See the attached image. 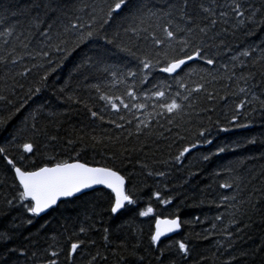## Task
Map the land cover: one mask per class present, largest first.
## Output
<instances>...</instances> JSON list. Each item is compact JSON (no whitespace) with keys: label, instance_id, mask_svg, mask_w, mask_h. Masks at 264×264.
I'll return each mask as SVG.
<instances>
[{"label":"snow or ice","instance_id":"1","mask_svg":"<svg viewBox=\"0 0 264 264\" xmlns=\"http://www.w3.org/2000/svg\"><path fill=\"white\" fill-rule=\"evenodd\" d=\"M253 29H264V0H107L104 4L91 3L89 0H26L20 5H0V72L3 73L0 76V101L14 108L7 118L0 116V132L7 131L6 126L16 114L48 86L47 81L64 59L79 51L81 56L73 71L81 79L74 95L65 97L69 87L67 82L60 88L53 85V95L57 99L65 98L83 106L91 121L107 124L120 133L117 136L93 134L90 136V145L82 144L80 150L64 158L45 155L44 162L36 165L35 160L29 158L37 156L41 141L47 146L58 140L57 135L51 134L50 128L58 130L59 124L54 119L48 123L41 121L47 117L55 118L58 114L47 112L46 117L44 113L48 102L45 101L23 117L9 138L0 143V159L6 163L13 177L11 194H6L0 201V208L3 209L0 215L13 211L18 213L9 221V227L0 230V264H61L62 255L63 264H77V257L84 260L85 264H98L107 261L109 255L115 257V264H145L147 250L142 248L135 229H132L131 235L136 243L130 244L125 238L114 246L109 228L105 227L102 237L104 253L100 250L94 253L86 251L96 247V241L90 239L89 234L98 230L96 220L90 216H86L78 225H73L74 231L70 235L67 234L69 229L64 227L63 232H54L46 237L50 243H46L39 255L37 251H31L38 244L31 235L23 238L30 247H8L9 243L22 235L21 229L32 225L42 214L80 200L89 191H97V186L107 190L108 207L105 211L109 214H120L129 210L128 206H133L137 217L153 220L149 248L155 254L153 259L161 264L162 258L171 252V246L167 250L159 247L161 238L180 229L182 221L179 216L157 214L151 201L155 199L160 205H169L173 197L164 198L161 191H152L148 201L141 207L143 195L132 185L134 172L90 163L82 159L81 154L89 147L101 145L107 149L109 145L120 143L122 137L125 140L138 139L146 133H153L155 129L162 130L157 139L166 138L163 133H171L173 128L176 129L177 140L185 139L179 135L183 127L181 120L187 116L189 118L184 123L190 124L193 115L200 116L201 113L214 110L198 107L199 97L202 96L209 105L215 104L217 90L214 85L221 82L225 89L235 87L233 96L242 97L235 105L236 114L231 117L233 122L241 115V109L249 108L255 112L258 106L259 110L264 111V79H256L258 71L264 77V70H261L264 69V46H261L264 45V39L260 45H241L238 49L233 46L238 33L251 36L255 34ZM69 36L72 37L71 47ZM53 53L61 54L59 62L49 59ZM118 53L124 55L118 56ZM37 59L44 63L28 65L29 61ZM113 60L120 62L110 63ZM196 61L213 68H202L199 79L192 80L196 70L188 66L190 62ZM258 64L260 69L248 70L250 67L256 69ZM186 68L188 71L185 72ZM32 69H42L43 75L39 77L35 88H29L27 99L16 107L9 95L14 96L16 89H22L23 84L15 78L31 75ZM157 73L167 75L157 78ZM80 91L92 93L93 96L89 98L98 99L102 107L93 110L79 95ZM219 100H225V96H219ZM249 114L248 111L243 112L245 117ZM164 123L170 127L164 129ZM216 123L218 125L219 121ZM232 126L247 127L248 124L234 123ZM210 127H200L194 135L202 139L188 143L171 160L180 163L186 158L185 154H191L201 143L211 144L212 140L207 138ZM220 130L228 131L227 128ZM22 133H27V136L20 143L18 141ZM82 140V137H77L66 143L74 147ZM245 143L255 144L256 139H248ZM11 147L21 154L18 157L10 156ZM145 147L148 145L142 144L139 149L125 148L123 152L130 155L133 151H143ZM225 151V147L218 146L215 152L202 154L200 159L208 162L213 156ZM108 158L115 159L116 153H111ZM136 164L146 170L148 176L166 175L163 171L148 170V164L139 160ZM238 181L242 182L240 177L231 183H222L220 187L233 189L235 184V188L239 189ZM164 187L167 188V185ZM255 191L253 189L248 194L246 201L251 208L256 206L251 200ZM230 200L241 206L245 204V201H236V195L221 197V203ZM227 206L235 209L233 216L235 213L245 214L242 207H235V203ZM21 216L27 219H21ZM215 219L220 221L222 216L218 215ZM240 223L235 218L230 220V225L236 226L235 233L229 225L225 226L222 235L233 241L226 245L225 251L233 249L235 239L239 238L243 230ZM81 236L85 238L81 239ZM176 245L175 252H171L173 256H179L182 261L192 258L193 248L189 242L177 241ZM260 247H264V244ZM241 255L246 256L247 253ZM204 259L201 257L202 261ZM236 259L229 255L223 264H235ZM169 264H176V260L169 261Z\"/></svg>","mask_w":264,"mask_h":264},{"label":"trees","instance_id":"2","mask_svg":"<svg viewBox=\"0 0 264 264\" xmlns=\"http://www.w3.org/2000/svg\"><path fill=\"white\" fill-rule=\"evenodd\" d=\"M25 2L26 0H0V5L9 7L12 4L20 5ZM67 2H71V0H67ZM89 2L104 4L107 0H89ZM24 27L27 28V23L24 24ZM253 31L255 34L251 36L238 33L237 38L233 41V46L238 49L241 45H260L261 40L264 39V29H253ZM68 40L69 47H71L72 37L69 36ZM0 43H2V40H0ZM117 55L123 56L124 54L118 53ZM80 56L81 52L77 51L64 59L57 71L47 81L48 86L42 89L37 96L32 97L28 104L21 109V112L16 114L9 125L6 126L7 131L0 132V143L9 138L13 128L19 125L24 116L28 115L38 104L45 101L48 102V108L44 115L47 117V112L57 113L58 115L55 118L47 117L41 122L48 123L49 120L54 119L59 124L58 130L50 128L51 134L57 135L58 140L55 143L47 144V146L41 141L40 146L37 148V156L29 158L35 160L36 165L44 162L45 155H57L58 158H64L71 155L73 151L80 150L82 144L90 145L92 143L90 136L93 134L120 135L117 130L107 124L101 125L99 121H91L83 106L67 101L65 98L57 99L53 95V85L60 88L66 82L69 87L65 92V97L74 95V90L81 78L73 71V68L79 62ZM61 58L59 53H53L49 57L54 62H59ZM119 62V60L110 61V63ZM32 63L42 64L44 61L37 59L29 61L28 65L30 66ZM249 65H251V61H249ZM53 66L55 67V63ZM188 67L196 70L191 77L192 80L199 79L202 68L210 70L213 68V66L205 65L202 61L190 62ZM257 69H260L259 64L256 69L250 67L248 70ZM186 71H188L187 68ZM183 74L181 73V75ZM2 75L3 73L0 72V76ZM41 75H43L42 69H32L31 75L15 78L16 81L23 84L22 89H16L14 96L9 95V99L13 100L16 107H19L23 100L27 99L29 88L37 86ZM161 75L166 76L167 74L157 73V78H161ZM256 79H264L259 75V71ZM8 83L11 84L12 81L9 80ZM222 84L223 82L214 85L217 90L215 104L209 105L202 96L199 97L198 107L213 108L214 110L201 113L200 116L193 115L190 124L184 123L189 117H183L181 120L183 127L179 132V135L185 137L183 140L175 138L177 135L175 128L171 133H163L166 138L157 139L156 137L160 135L162 130L155 129L153 133H146L138 139L125 140L122 137L120 143L109 145L107 149L101 145H97L96 148L89 147L81 154V158L90 163L115 166L123 168L129 173L134 172L132 185L143 195L141 207L148 201L152 191H161L164 198L173 197L169 205H160L155 199L151 201L157 214L169 217L179 216L182 221L179 233L161 239L159 247L167 250L171 246V252H175L177 241L189 242L190 247L193 248L192 258L182 261L179 256H173L170 252L162 258L161 264H169V261L173 259L176 260V264H223L229 255L237 257L235 264H264V247H260L264 244V155H262L264 154V111L259 110L258 106L255 112H251L249 108L241 109V115L237 121L233 122L231 117L236 114L235 105L239 103L242 97L232 95L235 91L234 86L225 89ZM79 95L93 110L102 107V102L98 99L89 98L93 96L92 93L80 91ZM219 96H225V100H219ZM13 111V106L0 101V116L7 118ZM245 111L250 112L247 117L243 115ZM217 121H219L218 125ZM234 123L241 125L247 123L248 126L233 127ZM209 125L211 127L207 138L212 140L211 144L201 143L191 154H185L186 158L182 159L180 163L171 160V157L177 155L188 143H194L196 139H202L195 136L194 133L200 127L207 128ZM163 126L164 129L170 127L167 123H164ZM221 128H227L228 131H221ZM26 136L27 133H22L21 140L18 142H24ZM124 136H127V131L124 132ZM77 137H82L83 140L76 143L74 147L67 145V140H75ZM252 138L256 139L255 144L245 143L246 140ZM142 144L148 145L143 151H133L130 155L128 152H123L125 148L139 149ZM237 144L240 146L237 147ZM218 146L225 147L226 151L213 156L208 162L200 159L202 154L207 155L209 152H215ZM111 153H116L115 159L108 158ZM8 154L12 157H18L21 153L11 147ZM249 157H252V159H249ZM137 160L141 163H147L148 170L153 172L163 171L166 175L164 177L148 176L146 170L141 169L136 164ZM165 161L167 163H162ZM228 169H231V171ZM236 177H240L242 181H238L240 184L239 189L235 188V184L233 189L220 187L222 183L233 182ZM0 181H2L0 183V201H2L6 194H11L12 188L10 185L13 182L12 174L2 159H0ZM165 185H167V188L164 187ZM253 189H256V191L253 192L251 200L256 205L255 208H251L246 203L248 194ZM233 195H236V201H245V204L241 206V204L231 200L221 203V197H231ZM232 203H235L237 208L242 207L245 214L235 213L233 216L235 209L227 206ZM107 207V190L97 188V191H89L88 195L81 197L80 200L61 205L58 209L49 210L47 214L35 219L32 225H26L21 229L22 235L14 242L9 243L8 247L16 245L30 247L29 242L23 238L31 235L33 240L38 242L37 247L31 248V251H37L39 255L44 250L46 243H50V241H46V237L54 232H63L64 227L69 229L67 234L70 235L74 231L73 225H78L86 216H90L96 220V229L98 230H94L89 234V238L96 241V247L86 249V251L94 253L100 250L104 253L105 246L102 237L103 228L105 227L109 228L110 239L114 246L125 238L130 244L136 243L131 235L132 229H135V235L140 239L142 248L147 250L145 264H157L156 260L153 259L155 254L149 248L150 227L153 220L147 217H137L133 206H128L129 210L116 215L105 211ZM0 211H3V209L0 208ZM16 215H18L16 211L7 215H0V230L9 227V221ZM218 215L222 216V220L217 221L215 219ZM233 218L242 222L239 226L243 230L239 233V238L235 239L233 249L225 251L226 245L233 243V241L228 240L222 233L226 225H229L235 233L236 226L230 225V220ZM21 219H27V217L21 216ZM45 221H47V224H45ZM41 225H44V227L42 228ZM213 225H215V228H213ZM244 225H248V227L244 228ZM118 228L119 230H117ZM80 238L84 239L85 237L81 236ZM61 240L63 242V237H61ZM241 253H247V255L242 256ZM201 257L205 259L202 261ZM63 259L62 255L60 257L61 264H63ZM77 264H85V262L77 257ZM98 264H115V257L109 255L107 261H100Z\"/></svg>","mask_w":264,"mask_h":264},{"label":"water","instance_id":"3","mask_svg":"<svg viewBox=\"0 0 264 264\" xmlns=\"http://www.w3.org/2000/svg\"><path fill=\"white\" fill-rule=\"evenodd\" d=\"M97 188H102V186H97ZM42 215H44V214H42ZM42 215H41V216H42ZM179 231H180V229L176 230L175 232L168 233V234H167V236H165V237H162L161 239H163V238H166V237L173 236V235H175V234L179 233Z\"/></svg>","mask_w":264,"mask_h":264}]
</instances>
